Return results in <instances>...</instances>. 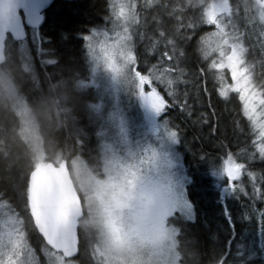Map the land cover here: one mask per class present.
Segmentation results:
<instances>
[{"label":"trees","instance_id":"trees-1","mask_svg":"<svg viewBox=\"0 0 264 264\" xmlns=\"http://www.w3.org/2000/svg\"><path fill=\"white\" fill-rule=\"evenodd\" d=\"M231 2L241 5L243 17L242 0ZM144 3L145 0H137L138 6ZM111 4L112 0H55L44 12L39 27H27L25 40L16 41L11 35L6 40V59L0 64V200L23 219L27 239L38 252L43 238L35 232L28 202L29 179L37 165L36 152L24 135L19 103H26L37 123L45 161L66 158L72 171V162L80 159L90 170L101 173L102 136L94 120L99 96L91 84L92 62L86 37L108 25ZM138 12L140 23L135 26L132 50L137 57V70L146 75L153 65L163 70L157 64L163 48L149 51L148 37L152 36L154 26L144 22H150L156 10L138 7ZM162 18L166 27L171 25L166 13ZM238 23L243 31V22ZM247 28L248 43L257 44L252 25ZM141 33L145 34L143 39ZM187 53L180 65L185 69L182 77L180 73L172 77L177 83L170 87L154 84L169 99L170 107L162 120L169 119L179 133L177 149L189 174L188 195L196 214L193 220L180 214L173 218L180 227L181 264H264V199L253 196L254 184L264 190V159L259 158L253 144L258 131L243 114V102L237 93L230 92L227 100L218 95L214 77L209 78L208 91H202L196 99L192 85L182 81L191 80V70L202 64L192 47L187 48ZM248 59L255 64L256 79H264L258 44ZM229 75L226 72L225 78ZM185 90H189L187 104L191 106V116L172 105V98L167 96L168 91H174L182 99ZM229 152L236 163L245 165L240 179L234 181L243 191L229 189L226 176L219 179V168ZM253 153L256 158L249 159ZM248 172L255 174L254 180ZM72 176L85 207L80 223L81 240L96 250L97 238L86 239L84 222L89 212L85 195L73 173ZM78 263L91 264L82 258ZM95 264H104L102 255L96 254Z\"/></svg>","mask_w":264,"mask_h":264},{"label":"snow or ice","instance_id":"snow-or-ice-1","mask_svg":"<svg viewBox=\"0 0 264 264\" xmlns=\"http://www.w3.org/2000/svg\"><path fill=\"white\" fill-rule=\"evenodd\" d=\"M242 5L243 17L240 16L241 5H234L231 0H164L163 3L160 0H145L142 6H138L137 0H116L110 7L115 17L113 30H121L115 32L118 38L111 41L107 33H103L105 39L99 42L97 51L93 40L101 33L93 30V34L86 37L88 50L97 61L103 60L105 67L123 77L126 82L132 83L138 94L150 104L156 115L161 117L170 107V103L154 84L158 82L170 87L177 83L172 77L177 73L182 77L185 69L180 65L187 58V48L192 47L198 53V61L202 66L191 70V80L182 82L192 85L191 91H194L197 100L202 91H208L207 83L210 77H214L218 85L216 91L225 100L229 98L230 92L237 93L243 102V114L252 122L253 129L258 131L253 144L259 158L264 159V123L256 120L257 101L260 110L264 112V79H256L255 64L248 59L250 51L255 52L258 44L262 56L261 66L264 67V0H242ZM138 7L156 10L151 21L146 19L144 23L154 26L152 36L148 37L151 42L149 51L159 50V46L163 48L157 61L158 65L163 66V70L153 65L148 68L146 75L135 71L129 81L131 66L137 62L132 50L133 34L130 26L140 23ZM165 13L167 19L172 21L167 27L165 19L162 18ZM18 15L14 0H0V38L3 36L4 27L16 26ZM238 21L243 22V31ZM248 24L252 25L257 44L248 43ZM205 27L211 30L203 31ZM144 36L145 34L141 33L142 39ZM110 48L112 51H109ZM3 58L0 50V59ZM226 72L230 73L231 83L225 78ZM146 86L149 89L147 91ZM181 95L182 99L177 98L174 91L167 92V96L172 98V105L179 106L181 111H187L191 116V106L187 104L189 90H185ZM159 127L170 141L180 142L177 129L170 127L167 120ZM105 151L110 153V156L106 157L108 163L105 170L111 167L120 168L129 176L128 190L121 189L124 199H118L117 207L121 210L127 207L131 213L135 207L131 202L136 199L135 178L147 169L148 178L151 179L152 173L158 172L159 167L163 166L160 154L152 145L143 150L133 151L129 148L125 155L112 150L110 145H105ZM255 158V153L249 157ZM168 166H171L170 163ZM244 168V164L234 161L231 152L227 153L221 169L227 177L228 188L232 191H243L234 181L240 179ZM247 174L255 179L253 172ZM253 196L264 199V190L254 184ZM177 201L178 194L170 178L169 195L160 206V217L167 218L172 215ZM40 202V223L33 219L35 232L43 238L39 252L26 239L25 233L20 231L15 218L9 217L7 223L0 225V264H77L79 258L95 264V250L81 240L79 221L82 209L79 193L53 184L42 192Z\"/></svg>","mask_w":264,"mask_h":264},{"label":"rangeland","instance_id":"rangeland-1","mask_svg":"<svg viewBox=\"0 0 264 264\" xmlns=\"http://www.w3.org/2000/svg\"><path fill=\"white\" fill-rule=\"evenodd\" d=\"M116 0H112L115 3ZM127 2V0H125ZM113 16L109 20L106 27L96 30L101 35L94 37L93 43L99 51V42L105 39L103 33H107L111 41L116 40L118 37L115 32H120L119 28L113 30ZM135 26H130V31L135 35ZM250 33V30H249ZM91 32L88 36L92 35ZM109 51H112L110 48ZM92 62V80L91 84L96 87L98 92L99 101L97 103L96 119L98 125V131L102 136L101 149L103 151V158L110 156V153H106L105 145H110L112 150L118 152L120 155H125L127 150L131 148L133 151L140 149L143 150L148 145H152L157 149L160 154V161L163 162L171 177V181L174 190L178 194L177 206L175 207L173 214L167 217L170 224L174 225L177 229L176 236L171 242L154 243L152 245V253L148 260V264H181L180 253L178 250V233L179 226L173 221L180 214L185 219H195V208L189 199L188 195V183L190 181L187 168L184 164L183 156L178 151V143L170 141L163 133V129L159 127L164 122L162 117L156 115L153 108L148 105V102L142 98L135 86L126 82L121 76L116 75L110 69L105 67L103 60L97 61L91 54ZM119 59L117 63H119ZM132 71L128 75L129 81L137 70L136 64L131 66ZM227 82L231 83L230 75ZM145 90H149L146 86ZM162 95V94H161ZM256 120L259 123H264V112L259 108L258 101ZM19 111L23 118V131L25 137L32 143V146L36 152V164L45 162L46 155L44 153L40 134L38 131L37 123L31 114L26 103H19ZM170 125V120L166 119ZM103 159V160H104ZM80 159H75L72 162V173L76 178L79 189L83 195H85V203L89 212L88 218L84 222L86 225V239L90 241L92 237L97 235L91 228L88 221L93 214V209L89 204L88 199V184L87 181L90 177L97 174L90 170L87 164L82 163ZM170 163V167L168 166ZM223 165V163H222ZM222 165L219 168V179H224L225 174L222 172ZM243 173V172H242ZM241 173V175H242ZM103 174V168L100 173ZM253 179V178H251ZM221 182V180H218ZM11 209V208H10ZM8 208V204L0 200V225L7 223L9 217H14L19 225L20 231L25 233L27 239L26 229L24 227V221L19 218L17 213ZM162 227V225H161ZM2 230V228H0ZM97 240L94 243L96 254H100L98 247L96 246ZM101 255V254H100ZM104 261V257L102 256ZM77 264L78 261H77Z\"/></svg>","mask_w":264,"mask_h":264},{"label":"clouds","instance_id":"clouds-1","mask_svg":"<svg viewBox=\"0 0 264 264\" xmlns=\"http://www.w3.org/2000/svg\"><path fill=\"white\" fill-rule=\"evenodd\" d=\"M108 159L102 161L103 174L90 177L88 184L89 204L93 214L88 223L97 235L100 254L104 264H148L154 243L171 242L177 229L167 218H161L159 209L169 195L167 169L148 178L147 169L136 178V199L131 203L134 211L117 207L123 200L121 193L128 190L129 176L120 168L105 170ZM162 225V227H161Z\"/></svg>","mask_w":264,"mask_h":264},{"label":"water","instance_id":"water-1","mask_svg":"<svg viewBox=\"0 0 264 264\" xmlns=\"http://www.w3.org/2000/svg\"><path fill=\"white\" fill-rule=\"evenodd\" d=\"M55 0H14L18 18L16 26H8L3 28V36L0 38V50H2L3 59H0V64L6 59L5 48L8 35L16 41H22L27 38V27L37 28L43 21L44 12L54 3ZM150 106V104L148 103ZM151 107V106H150ZM152 108V107H151ZM62 186L65 189L71 190L73 193L80 192L76 186V182L72 176V171L69 162L66 158L58 162L45 161L37 164L32 171L28 186V202L29 210L32 219L35 218L36 223H40V197L42 192L46 191L51 185ZM81 218L84 217L85 210L83 200L80 195Z\"/></svg>","mask_w":264,"mask_h":264},{"label":"flooded vegetation","instance_id":"flooded-vegetation-1","mask_svg":"<svg viewBox=\"0 0 264 264\" xmlns=\"http://www.w3.org/2000/svg\"><path fill=\"white\" fill-rule=\"evenodd\" d=\"M167 111H168V109L166 110V112H167ZM166 112H165V113H166Z\"/></svg>","mask_w":264,"mask_h":264}]
</instances>
